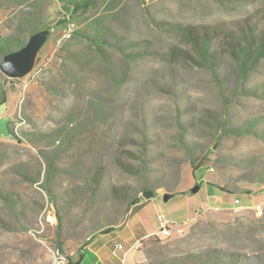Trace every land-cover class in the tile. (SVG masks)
<instances>
[{"label":"rangeland","instance_id":"obj_1","mask_svg":"<svg viewBox=\"0 0 264 264\" xmlns=\"http://www.w3.org/2000/svg\"><path fill=\"white\" fill-rule=\"evenodd\" d=\"M64 5L0 0V38L16 31V15L37 6L47 22L50 12L62 17ZM98 6L92 16H106L112 72L84 38L74 39L70 52L58 51L66 29L60 26L29 75L0 76V98L7 90L0 104V264H51L59 247L78 257L103 228L125 222L134 208L128 201H144L147 189L164 207L151 215L157 222L159 214L176 219L168 210L187 198L179 193L164 200L166 192L199 182L201 195L215 188L230 200L258 202L264 195V56L245 72L234 54L249 24L264 34V0H100ZM186 26L213 34L212 63L184 35ZM256 118L257 133L242 132ZM10 120L30 132L24 141L5 136ZM141 152L147 181L116 162L139 166L131 154ZM96 166L105 175L95 193ZM181 217L173 223L182 225ZM259 218L252 207L207 211L182 229L142 241L134 264H182L187 253L218 246L264 264Z\"/></svg>","mask_w":264,"mask_h":264},{"label":"trees","instance_id":"obj_2","mask_svg":"<svg viewBox=\"0 0 264 264\" xmlns=\"http://www.w3.org/2000/svg\"><path fill=\"white\" fill-rule=\"evenodd\" d=\"M21 2L22 0H17ZM60 2H65V5L61 8L64 12L62 13L63 16H54L52 17L54 12H50V18L47 22H44L42 15V10H40L37 6H34L31 10H26L20 15H16L15 21V28L16 31L3 36L0 38V61L2 60L4 54L9 51L16 50L23 46L26 43V37L39 29L46 28V27H68L69 23L74 22L76 24V29L73 32L72 37L64 40L62 44L58 46V51L66 50L70 43L77 38H84L89 42V45L95 47V51L97 54L102 57L104 64L108 67V69L112 72L111 67V60L107 57V45L109 44L108 34L109 28L106 25V16L104 14H99L93 17V13L99 8L98 4L100 0H59ZM143 1V0H142ZM16 2V1H13ZM111 4L107 5V9H110ZM79 23H83L80 25ZM257 28L252 27V24H249L247 29H243L241 32L244 35V39L241 42L240 46L235 50V57L241 64L242 69L247 72V68L250 67L252 64L258 61L261 57L264 56V34L258 35L256 34ZM22 32V33H21ZM184 35L188 38L190 43L195 46L200 53L201 59L205 60L206 62L212 63L213 58L215 57V51L212 50L213 45V34L209 32L206 28L204 31H200L198 27H191L186 26L183 28ZM67 52L70 50L67 49ZM71 58V57H70ZM40 56H38L37 63L39 62ZM68 57H62V64L63 68H66ZM0 76L3 78L4 81H8L9 78L4 75L0 71ZM256 90H253L256 93ZM259 92V91H258ZM261 93V92H260ZM7 101V90H2V95L0 98V104ZM9 132L7 135L8 137H12L19 141H24L25 138L30 134L27 131H20L13 126V121H9ZM258 125V119H251L247 122L244 126L242 132L244 133H257L256 127ZM133 158L138 159L139 166L132 162H124L121 158H117L116 162L119 164L125 171L131 174L141 175L145 181L146 174H145V167L147 160L145 159L144 152L140 154H131ZM194 171H198L201 169V164H196L195 161L192 162ZM52 170V165L50 166ZM46 175V183L45 187L49 189L48 186V179L50 177L51 170ZM105 172L102 166H96L90 175V182L91 186L93 187V191L96 193L99 189V186L102 183L104 178ZM33 181L37 182L38 178H32ZM147 182H145L146 184ZM144 184V185H145ZM198 185L202 186L201 182ZM222 189H225L222 187ZM229 193H234L227 190ZM188 192L192 193L191 188ZM242 192H249L248 189H243ZM185 193V192H174L171 193L172 195ZM143 198L135 197L128 201V208L131 206H135L138 202L142 201ZM56 203V199L53 198L52 200ZM58 216V215H57ZM59 221L61 217L58 216ZM259 220H264V214H262ZM125 222L119 223L115 226H107L101 230L102 233H108L115 229H120L124 225ZM60 226V224H59ZM262 233L264 234V227L262 228ZM239 234V233H237ZM98 236V235H97ZM96 236V237H97ZM59 250H62L60 247ZM84 251V248H80ZM79 249V250H80ZM63 251V250H62ZM79 251L78 257H73L70 259L69 263L73 264H80L83 257L84 252ZM238 251L236 248L232 247H224L218 246L212 249H207L204 251H198L193 253H187V255L182 258V264H250V257L247 256L248 253ZM158 264H178L176 260L171 261H162Z\"/></svg>","mask_w":264,"mask_h":264},{"label":"crops","instance_id":"obj_3","mask_svg":"<svg viewBox=\"0 0 264 264\" xmlns=\"http://www.w3.org/2000/svg\"><path fill=\"white\" fill-rule=\"evenodd\" d=\"M187 190L188 189H183L181 191L185 192L181 194L187 197L182 205H179L177 209L168 210L171 216L177 215V218H179V215L182 216V225L185 224V221L187 220H194L207 211L215 210L213 207L217 205H220L221 209H232L236 206L252 207L256 203L254 198L249 197L248 202H245L240 198L241 203L235 204V197L230 200L226 198L224 194L219 193L216 188L212 192H207L206 195H201L200 190L196 193H190ZM258 196V198H261L260 201L264 200L263 194H259ZM158 197H160V195ZM134 208H136L135 211ZM134 208L122 228L115 229L108 233H103L102 235L94 238L85 247L84 257L80 264H86V262H88V264H122L123 262H126V264L136 263V257L139 255L137 254L136 243L139 241L142 242L151 236L161 235L160 221L158 220L157 222L156 218L152 219L151 215L159 209H164V207L159 202V198L156 199L154 196L150 199H144V201L142 200L138 202ZM199 208L203 209L199 214H196V210ZM142 209L143 211L147 210L150 215V221H148L146 211L145 213H140ZM177 218L172 219V221L168 220L173 223L177 222ZM141 224L147 225L148 229H145L144 231L139 230L138 226ZM182 225L178 226L173 223L171 231L180 228ZM119 244L123 247L119 248Z\"/></svg>","mask_w":264,"mask_h":264},{"label":"water","instance_id":"obj_4","mask_svg":"<svg viewBox=\"0 0 264 264\" xmlns=\"http://www.w3.org/2000/svg\"><path fill=\"white\" fill-rule=\"evenodd\" d=\"M53 31L54 29L49 27L39 29L29 36L23 46L4 54L0 62L1 72L12 79L23 78L29 75L34 70L39 53L49 40ZM213 148L215 149L216 145H214ZM200 188L201 186L196 184L191 188V191L196 193ZM155 194L156 191L153 189H147L142 192L145 199H150L154 197ZM171 196L173 195L166 192L164 194V200H168Z\"/></svg>","mask_w":264,"mask_h":264},{"label":"built area","instance_id":"obj_5","mask_svg":"<svg viewBox=\"0 0 264 264\" xmlns=\"http://www.w3.org/2000/svg\"><path fill=\"white\" fill-rule=\"evenodd\" d=\"M76 29V24L74 22L69 23L68 27L65 29L62 37L60 38V40L58 41V45L62 44V42L70 37H72L74 30ZM212 171L215 170V168L212 166L210 167ZM235 204H240L241 203V199L240 198H235L234 200ZM215 210H220L221 206L217 205L215 207H213ZM252 208L254 209V211L256 212V214L258 216H261V209H264V200L260 201V202H256ZM203 208H199L198 210H196V214H199L202 211ZM159 221H160V225H161V230H160V234L161 235H169L171 232V228L173 223L170 222L164 214H159L158 215ZM188 221V220H187ZM185 221V222H187ZM180 229H182V227H180ZM88 239H91L90 237ZM141 243V241L136 243V247H139V244ZM119 248H122L123 246L121 244L118 245ZM72 258L71 254L66 253L62 250L57 249V252L55 253L51 264H68L70 262V259ZM122 264H126V262H123Z\"/></svg>","mask_w":264,"mask_h":264}]
</instances>
